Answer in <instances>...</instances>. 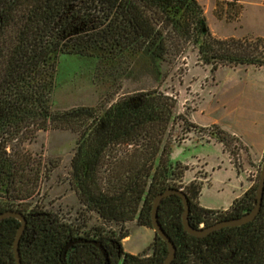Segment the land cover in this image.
I'll list each match as a JSON object with an SVG mask.
<instances>
[{"label":"trees","instance_id":"1","mask_svg":"<svg viewBox=\"0 0 264 264\" xmlns=\"http://www.w3.org/2000/svg\"><path fill=\"white\" fill-rule=\"evenodd\" d=\"M52 1L5 0L0 3L1 13L9 15L10 21L15 15L21 18L17 20L18 30H23L25 42L23 54H17V61L10 70L0 69V97L8 96V99L0 98V110L11 113L4 120H10L9 126L13 128L31 126L42 130H68L77 135L70 161L71 189L85 212L94 213L103 223L116 227L105 231L95 226L89 229L90 233L116 241L122 250L121 242L129 236L124 225L135 220L138 226L151 229L153 198L168 188L181 189L186 195L188 221L194 228L219 222L216 217L227 211H250L256 186L234 199L227 211H218L199 205V182L193 180L182 185L187 168L170 162L169 148L162 145L161 138L173 119V106L161 94L146 91L118 100L111 96L99 107L52 109V75L50 68L41 64L47 62L52 47ZM72 2L76 15L84 20L73 38V55L88 58L93 63L113 66V62L120 59L125 44L132 45L140 39L147 40L144 54L158 63L166 54L163 34L170 30L184 39L195 38L198 57L210 67L211 73L221 66L264 67V38L220 40L212 37L196 0ZM157 24L162 28L156 27ZM39 31L41 63L36 59V34ZM39 65L40 69L37 68ZM39 72L43 81L37 86L35 79ZM189 126L197 132L207 129L190 122ZM211 127L213 130L208 132L211 138L226 149L233 136L217 126ZM261 207L258 216L241 225L239 230L235 228V233H231V227H226L197 238L183 230L180 198L171 195L163 199L158 207V220L175 246V258L170 264H230L228 258L233 241L239 248L234 264H264V192ZM71 229L73 232L80 230L62 221L52 226L49 222L44 224L41 243L32 250L36 259L22 264H51L53 257L60 253L59 240ZM8 235L5 226L0 225V264H15L8 259L10 247L5 244ZM154 238L149 257L123 252L124 264H159L167 254V247L155 234Z\"/></svg>","mask_w":264,"mask_h":264},{"label":"rangeland","instance_id":"2","mask_svg":"<svg viewBox=\"0 0 264 264\" xmlns=\"http://www.w3.org/2000/svg\"><path fill=\"white\" fill-rule=\"evenodd\" d=\"M196 1L212 37L220 40L264 38L251 36L252 25L264 30V13L257 23L258 17L254 20L248 14L240 20L243 5L237 0ZM151 25L154 27L153 22ZM156 27L162 28L160 24ZM163 36L166 54L158 63L144 54L147 40L143 39L132 45L126 43L113 66L74 55L61 56L51 96L53 110L99 107L111 96L118 100L146 91L161 94L173 106V119L161 138L162 145L175 146L171 162L187 164L182 185L196 180L201 184L199 205L210 210L225 209L245 186H256L264 152L258 162L250 165L246 150L235 137L225 149L227 154L213 140L196 142L192 138L183 144L181 141L189 132L207 135L213 130L211 126H217L258 149L264 141V69L221 66L211 73L210 67L198 57L195 38L184 39L170 30ZM188 120L210 127L197 132L192 130ZM36 137L44 146L42 154L46 157L52 154L58 164V218L78 227L80 232L95 226L105 231L115 229L94 213L82 211L83 207L68 184L77 135L68 130H46L38 132ZM237 157L241 160L239 163H236ZM124 228L129 236L121 242L123 251L149 257V248L155 239L153 230L138 226L135 220L126 223Z\"/></svg>","mask_w":264,"mask_h":264},{"label":"flooded vegetation","instance_id":"3","mask_svg":"<svg viewBox=\"0 0 264 264\" xmlns=\"http://www.w3.org/2000/svg\"><path fill=\"white\" fill-rule=\"evenodd\" d=\"M3 2L5 0H0V3ZM52 2L51 52L47 57L48 59H46L47 62L41 63V33L39 31L36 34V51L38 54L36 59L43 67L50 68L54 89L58 60L61 56H71L75 52L73 38L75 33L82 28L84 20H80V16L76 15L77 12L74 9L72 0H53ZM19 19L21 18L15 15L10 21L9 15H5L0 11V69L5 72H8L10 67L17 61V54L20 56L24 52V34L23 30H18L19 23H17V20ZM21 26H23V22ZM30 48H28V53L31 51ZM103 48H105L104 45ZM109 51L114 52L111 49ZM22 58L24 59V57ZM37 68L40 69V65ZM40 76L39 72L35 79L37 86H40L43 81ZM0 98L8 99V96ZM3 104L8 105L7 103ZM51 105H53L52 100ZM10 114L8 111L0 110V215L5 213L14 215L1 218L0 225L5 226V230L9 233L5 244L10 247L8 259L14 262L13 242L17 230L23 225V231L18 242L19 257L22 264V262H33L36 259L37 256L32 253V250L34 251V248L41 243L42 226L47 222L52 226L53 223L56 224L57 221H61L58 218V201L60 199L57 194L58 164L52 154L49 157L42 154L44 146L39 137H36V134L46 130L31 128V126L13 128L9 126L10 120H4ZM190 134L189 132L185 136L181 144L192 138L196 142H210L212 140L216 142L209 133L207 135L200 134V136L194 133L195 136ZM167 147L169 148L168 159L171 162V154L175 146L167 145ZM225 153L227 152L225 151ZM240 161V158L237 157L236 163ZM68 184L71 188L70 173ZM228 208L218 211H227ZM82 209V211H85L84 207ZM261 209L262 207H260ZM229 212L227 211L222 216L216 217V221H222L226 217L228 219L236 218L247 213L244 210ZM21 219L24 220V224ZM199 228H205L204 224H200ZM235 228L239 230L240 226L231 227V233L237 231ZM59 244H61L60 253L53 257L51 264H124L125 261L124 251L120 249L116 241L105 239L104 236L96 237L94 232L90 233V230L73 232L71 229V231L65 233L63 239L59 240ZM230 248L228 263L234 264L239 248L234 245V241L230 244Z\"/></svg>","mask_w":264,"mask_h":264},{"label":"water","instance_id":"4","mask_svg":"<svg viewBox=\"0 0 264 264\" xmlns=\"http://www.w3.org/2000/svg\"><path fill=\"white\" fill-rule=\"evenodd\" d=\"M263 192H264V159L261 163L258 182L255 188V195H254L252 209L242 216L232 218V219L222 220V221H219L205 228H194L189 224V221H188L189 203H188V199L186 195L183 193L182 190L168 188V189H165L163 192L157 194L153 198L152 205H151L150 228L153 230L154 234L157 237H159L162 241L165 242L166 247H167V254L159 264H170L172 260L175 258V246L173 242L171 241V239L169 238V236L163 230L158 220V207H159L160 202L163 199L171 195L178 196L183 205V210L181 213V224H182L183 230L191 236H194L197 238H203L209 235L210 233L214 231H218L222 228L237 227V226H241V225H244L246 223L253 221L260 210ZM11 215H14V214L12 213L2 214L0 215V219L7 217V216H11ZM21 221L24 224V220L21 219ZM22 231H23V225L19 227V229L17 230V234L13 242V253L15 256V264H21L20 257H19V251H18V242H19V237ZM92 243L95 245H98L97 243H94V242Z\"/></svg>","mask_w":264,"mask_h":264},{"label":"crops","instance_id":"5","mask_svg":"<svg viewBox=\"0 0 264 264\" xmlns=\"http://www.w3.org/2000/svg\"><path fill=\"white\" fill-rule=\"evenodd\" d=\"M237 2L241 3L243 5V9H242L241 15H240V20L244 17V15L248 14V15H250V17L254 18V20L257 19V17H258L259 20H257L256 22L259 23V21L261 19V15L264 13V0H237ZM252 18L250 19V22L253 21ZM240 20H239V23H240ZM252 26H253V29H252L253 31H251V36L264 37L263 27L260 26L261 27L260 28L257 25H252ZM249 67H253V66H249ZM254 69H256L257 71H260V70H263L264 67H261V68L254 67ZM188 121L191 122L192 124H194L195 126L200 127V128H208V127H210L208 125L197 124V123L193 122L192 120H188ZM229 135H231V136L235 137L236 139H238V141L240 142L242 147L246 150V155H247L246 158L248 160L247 161L248 164L250 163V165H251V163L258 162V159L260 158V156L264 152V141H263V143L260 145V147L258 149H254L251 142H244L241 139V137H237L233 133L229 134ZM221 147L223 149L222 145H221ZM223 151H224V149H223ZM228 160H229V158H228ZM229 164L234 168V166H233V164L231 162H229ZM182 165L187 166V164H182ZM248 188H249V186H245L242 189L241 193L236 198H239Z\"/></svg>","mask_w":264,"mask_h":264}]
</instances>
